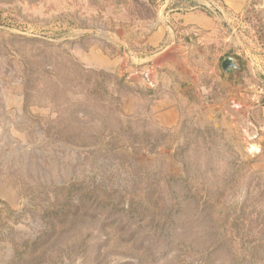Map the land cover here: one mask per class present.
<instances>
[{"label": "rangeland", "instance_id": "rangeland-1", "mask_svg": "<svg viewBox=\"0 0 264 264\" xmlns=\"http://www.w3.org/2000/svg\"><path fill=\"white\" fill-rule=\"evenodd\" d=\"M204 4L0 0V264H264V0Z\"/></svg>", "mask_w": 264, "mask_h": 264}, {"label": "crops", "instance_id": "crops-1", "mask_svg": "<svg viewBox=\"0 0 264 264\" xmlns=\"http://www.w3.org/2000/svg\"><path fill=\"white\" fill-rule=\"evenodd\" d=\"M187 1V0H186ZM189 1V0H188ZM215 3V9L219 10L220 18L228 21L242 18L250 9L254 0H212ZM198 2H188V11L183 12L182 9L177 8L173 14L174 21L186 31L200 30L209 32L214 29L217 23L218 16L205 13L202 10L195 9ZM213 8V9H214ZM257 118L255 122L258 126L260 136L263 139L259 146L264 145V102L263 105L256 108Z\"/></svg>", "mask_w": 264, "mask_h": 264}, {"label": "trees", "instance_id": "trees-1", "mask_svg": "<svg viewBox=\"0 0 264 264\" xmlns=\"http://www.w3.org/2000/svg\"><path fill=\"white\" fill-rule=\"evenodd\" d=\"M114 140H115V142L113 144V147L114 148H118V147H121V146L124 145V141L120 137H117ZM118 145H120V146H118ZM95 200L99 203V205L104 206V207H107L109 205H115V203L107 195H104L101 198H99L98 196H95ZM137 211H138L137 210V206L133 207V204H132V206L128 210V212H130V213L131 212L134 213V212H137ZM204 259L205 260L209 259V255H205L204 256ZM200 264H204V262H202Z\"/></svg>", "mask_w": 264, "mask_h": 264}, {"label": "built area", "instance_id": "built-area-1", "mask_svg": "<svg viewBox=\"0 0 264 264\" xmlns=\"http://www.w3.org/2000/svg\"><path fill=\"white\" fill-rule=\"evenodd\" d=\"M203 6H205L207 9L214 8L215 3L212 0H205V4ZM251 99L257 104L263 103L264 102V88H259V90L257 88L255 93L252 94Z\"/></svg>", "mask_w": 264, "mask_h": 264}, {"label": "water", "instance_id": "water-1", "mask_svg": "<svg viewBox=\"0 0 264 264\" xmlns=\"http://www.w3.org/2000/svg\"><path fill=\"white\" fill-rule=\"evenodd\" d=\"M221 68L225 74H229L231 69L236 70L238 68V64L233 57L226 56L221 62Z\"/></svg>", "mask_w": 264, "mask_h": 264}]
</instances>
